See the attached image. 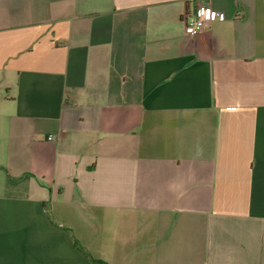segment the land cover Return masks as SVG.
Listing matches in <instances>:
<instances>
[{"label": "crops", "instance_id": "obj_1", "mask_svg": "<svg viewBox=\"0 0 264 264\" xmlns=\"http://www.w3.org/2000/svg\"><path fill=\"white\" fill-rule=\"evenodd\" d=\"M75 242L264 264V0H0V264H92Z\"/></svg>", "mask_w": 264, "mask_h": 264}, {"label": "built area", "instance_id": "obj_2", "mask_svg": "<svg viewBox=\"0 0 264 264\" xmlns=\"http://www.w3.org/2000/svg\"><path fill=\"white\" fill-rule=\"evenodd\" d=\"M223 15L219 12L214 11L211 8L200 6L190 17L186 18L184 21L185 35L194 38L200 35L204 30L215 21H221ZM49 141H59L60 134L49 133L47 136Z\"/></svg>", "mask_w": 264, "mask_h": 264}, {"label": "trees", "instance_id": "obj_3", "mask_svg": "<svg viewBox=\"0 0 264 264\" xmlns=\"http://www.w3.org/2000/svg\"><path fill=\"white\" fill-rule=\"evenodd\" d=\"M74 244H75V246H76L77 248H79V249H81L82 251L85 252V250H84L82 247H80V246L78 245L77 242H75ZM85 253H86V254L88 255V257L90 258V261H91L92 264H107V263L104 262L103 260L93 258V257H92L91 255H89L87 252H85Z\"/></svg>", "mask_w": 264, "mask_h": 264}]
</instances>
